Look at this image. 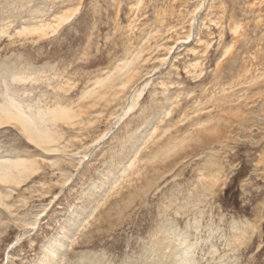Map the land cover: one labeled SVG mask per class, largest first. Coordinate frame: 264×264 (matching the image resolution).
I'll return each mask as SVG.
<instances>
[{
  "label": "rangeland",
  "instance_id": "1",
  "mask_svg": "<svg viewBox=\"0 0 264 264\" xmlns=\"http://www.w3.org/2000/svg\"><path fill=\"white\" fill-rule=\"evenodd\" d=\"M70 13L45 36L15 35L26 23L53 24ZM1 27L0 91L6 81L34 110H85L78 112L80 124L61 127L64 155L29 146L12 126L0 129V156L39 161L38 174L7 200H23L10 210L18 217L0 209V264H38L55 237L63 254L53 264H142L160 226H178L187 232L185 242L197 241L199 264H217L223 255L222 264H264V0H0ZM139 50L130 87L148 86L118 121L129 90L116 101L83 93ZM14 73L30 81L16 84ZM134 157L131 171L140 176L127 169L124 178L121 171ZM59 158L63 166L54 162ZM206 173L213 192L176 214ZM117 178L123 179L111 190ZM194 219L198 233L186 228ZM22 220L35 227L22 228ZM234 226L251 235L237 253L222 247ZM212 246L213 260L206 253Z\"/></svg>",
  "mask_w": 264,
  "mask_h": 264
},
{
  "label": "bare ground",
  "instance_id": "2",
  "mask_svg": "<svg viewBox=\"0 0 264 264\" xmlns=\"http://www.w3.org/2000/svg\"><path fill=\"white\" fill-rule=\"evenodd\" d=\"M200 6L197 7L196 10H199L200 9ZM71 16H72V13H70L69 16L58 17L57 20H55V22L53 24H51V23L46 24V23H40V22L39 23H35V24L26 23L25 25H23L22 27H20V28H18L16 30V34L15 35L22 36V35H32V34H36L37 33L40 36L41 35H44L45 36V33L48 30L55 31L60 26L61 23L69 21L71 19ZM1 28L2 29H0V33L1 34H6V29H5L6 27L5 28L4 27H1ZM233 31H235V29ZM181 37L183 38V36H181ZM189 37L190 36L188 35L186 38H184L182 40H187ZM177 39H179V38H177ZM182 40H181V42H182ZM156 48H162L167 53H170L169 52L170 51L169 48H167L165 46L162 47V45H160V44L157 45ZM140 50L135 55H133V57L131 59L125 60V61H123V63L120 66L115 67L110 74L108 73V75L104 76L103 78L96 80L95 83H94V87H92L91 90H88V91H86V92L83 93L85 98L86 97H89V99L90 98L94 99L96 97L98 100H102L105 97V95L108 94L109 96H111V99H112L111 101H116V100H118V96L121 95V93L123 94L124 91L129 90L130 91L129 96H127V97L125 96L126 99H125L124 103L126 102V104L121 108V113L119 115L115 116V118L118 121H121L125 116H127L129 113H131L134 110V108L138 105V102L140 101V99H142V97L144 95L145 88H147V86H148V83L146 82L142 86H139L137 84L138 86H136V87H132V88L130 87L131 79L134 78L133 76L137 72V68H136L135 65L139 61V58L141 56V51L142 50L141 51ZM226 52H225V54H226ZM129 58H130V56H129ZM151 59H152V57H151ZM156 60L158 62H160V63H164L165 57H162L160 59L157 57ZM144 62H146V60ZM191 67H193V66H191ZM2 70L5 73L7 71L6 68H2ZM19 74H21V73L19 72ZM19 74L18 73H14L13 74L12 81L14 83L17 84V83H22V82L30 81V80H27L29 78H26V77L21 76ZM3 78L5 79V77H3ZM4 85H6L4 91L3 90L0 91V129H5L7 127H11L12 126L13 128H16L17 129V132L19 131V133L22 134V136L25 138V140L27 141V143L29 144V146H33V147L39 149L40 151L44 152L47 155H49V154L50 155H52V154H55V155L56 154L57 155L58 154L59 155L62 154V155H64L66 153L65 150L68 149L66 147H68V146H64V145L61 146V144H60L62 142L61 139L64 138V135L62 136V133H61L62 132L61 131V127L62 126H65V125L71 127L72 125H74V121L75 120L78 122V119L79 118L81 119L82 114H81V116L78 117L79 113H81V111L83 110L81 108V106L79 107L81 109L80 112L77 111L78 110L77 106H75V108H77V109H74V110H76V111H74L72 107L63 106V105H56V106H53V107L49 106V107H44L42 109H41V107L40 108L38 107V108H36L34 110V106L33 105H32L33 109L30 106H25L26 104L23 105L24 103H21L17 99V97L14 96L15 94L10 93L11 89H10V86L7 84L6 81H5V84ZM131 85H132V83H131ZM81 99H83V97ZM87 100H88V98H87ZM107 101H108V99L106 100V102ZM87 119L91 121V118H87ZM76 121H75V123L77 124ZM80 122H78V123L80 124ZM84 124H82V125H84ZM86 124H88V122ZM89 125H90V122L86 126H89ZM171 126H172V124H171ZM73 127H75V126H73ZM211 128L212 127H210V129ZM213 133H215V132H213ZM63 134H64V132H63ZM189 134H191V132ZM184 136L186 138V135H184ZM188 136H190V135H188ZM180 137H183V136H180ZM180 137H178V138H180ZM190 138H192V137H190ZM189 140H191V139H189ZM192 141L193 140H191V142ZM143 142H144V140H143ZM187 142H189V141H187ZM68 143H70V141ZM161 144H160V146H161ZM185 144H186V142L184 143V145ZM166 145L169 148V145L168 144H166ZM166 145H164V146L162 145V147H166ZM171 145L172 144H170V146ZM173 145H175L174 142H173ZM160 146H158V147H160ZM139 147H140V145H139ZM168 151H170V150H168ZM154 152H156V150ZM160 152H162V150H160ZM165 152L166 151L164 150L162 154H164ZM149 154H153V153H149ZM156 154H158V155H156ZM156 154H154V155L157 156L156 157L157 159H159L158 156L162 155L161 153H156ZM154 155H152V157H154ZM164 155H162V157H165V158L168 159V157H166L167 154H164ZM30 156H31V154H30ZM65 156H63V157H65V159H67V157H70L72 155H68L67 154ZM145 157H146V155H145ZM60 158L62 159V157H60ZM60 158L58 160L54 161V162L57 163L58 165L60 163V166H61L62 165L61 164L62 161H59V160H61ZM82 158H84V157H82ZM82 158H80V159L83 160ZM151 158L149 159V161L152 160ZM161 158H160V160L163 161L162 160L163 158L162 159ZM80 159L77 160V161L80 162L81 161ZM157 159L155 161L153 160V162H157ZM209 159H211V158H209ZM168 160H166V162ZM211 160H213V159H211ZM145 161H143V162H145ZM164 161H165V159H164ZM150 162H152V161H150ZM211 162L209 164H211ZM38 163H39V161L37 162L36 160H34L32 158H30V159H27V158H24V157L21 158V157H18V155L17 156H13V157H9V158H6L4 156H0V209H3L5 211V213L9 214L10 216L15 215V217L16 216L18 217L17 214H13L10 210L13 209V207H14V205H16V203H19V202L21 203L23 201V200L22 201H20V200L17 201L16 200L17 201V202L15 201L16 203H10V202H8L9 201L8 199H11L10 198L12 196L11 193L13 192V190L15 191L17 188H19L20 185H23V183H26L27 180H29L32 177H34L36 175V173L38 174V170H39ZM55 163H54V165L51 164L52 169H53V167L55 165H56L55 167L58 168V165L55 164ZM137 163H138V159H136V157H134L132 160H129L128 161V164L126 165V170L124 169L125 168L124 167L123 168L124 170L121 171L122 176H124V178L125 177L128 178L129 177L128 176V173H130L128 171H131L132 169L134 170V168L138 165ZM205 163L207 164L206 161H205ZM124 165H125V163H124ZM48 166L50 167L49 164H48ZM127 169H130V170L127 171ZM138 169L139 168H136L135 171H138ZM202 169H204V168H202ZM209 170L212 171V169H209ZM209 170H208V172H209ZM126 172H128V173H126ZM131 172H133V171H131ZM124 173L127 176H125ZM203 173H205V172H203ZM210 174H212V173H210ZM217 174H215V175H217ZM135 175L140 176V175H138V173L135 174ZM213 175H214V173H213ZM208 177L211 178V175H209V174H207V175L201 174L200 175L199 183L195 186V194H193V195H191L189 197V198H192V199H190V201H188V202L182 203V205L180 207H178L177 211L175 212L176 214H178L181 210L186 209L187 208L186 207L187 205H190L191 204L193 207H196L197 204L201 202V200H200L201 198L205 200V198L207 196H209V195H207V192L208 191L209 192L211 191L210 189H211L212 186L210 185L211 183H209L210 180L208 179ZM59 178H62V177H59ZM64 179H65V177H64ZM122 179L121 178H117L116 181L112 185L110 184V187L111 188L110 187L109 188L111 190H113L115 188V186L118 187L117 186V183L119 182V180H122ZM207 179H208V182H207ZM59 180H61V179H59ZM139 182H140V180H139ZM64 183H66V181ZM59 185H61V183ZM91 185H94V184H91ZM15 187H16V189H15ZM130 188L134 191V189L137 188V186H136V184H135V186H132L131 185V187L126 188V190H129ZM110 189H109V191H110ZM193 189H194V187H193ZM5 190H6V192H5ZM129 191H131V190H129ZM137 191L140 192V189H137ZM137 191H135V193ZM32 192L34 193V191H32ZM212 192H213V189H212V191L210 193H212ZM132 194H131V196H133ZM120 195H122V193ZM127 195H128V193L125 194L124 196H127ZM211 196H214V195H211ZM191 200H192V202H191ZM127 201H128V199H127ZM101 204H103V203H101ZM101 204L99 203L100 206H102ZM15 212H16V210H15ZM3 220L4 219H2V221ZM14 221H19V220H18V218L17 219H14L13 218V222ZM25 221H27V220H25ZM25 221H23L22 224H21V227L22 228L23 227L26 228V227L34 226V223L33 222H25ZM19 223H21V222H19ZM193 223H194L193 224L194 226L191 227L190 225H188L186 228L187 229L189 228V229L195 230V233H198V231H199L198 230L199 222L196 219H194V222ZM78 228H79V225L76 226L74 228V230H77ZM232 229H235V233L233 235H231L232 236L231 238H229V239H227V237L225 238V241H224V244H223L222 247L223 248L224 247L225 248H229L228 250H230L231 253H237L241 248H243L246 245V242L248 240H250V236L251 235L250 236H247L248 234H247V232H245V230L249 231V229H245V230H242L241 229V230H239L240 228L238 229V227H235V226ZM70 230H73V229L71 228ZM186 233L184 231H182V232L180 231L179 232L178 226L173 227L172 229H170L167 226H162V227L160 226V228H159V230H157L155 236L152 234V238L155 239V243H151L152 244V247L150 249L148 248L149 250L146 249L145 251H143L144 252L143 253L144 261L142 262V264H157L156 259L159 260V259H162V258H166L167 261H168V264H199V263H197V262H195L193 260L194 251L196 249L197 241H194L192 243L191 242H189V243L185 242L186 240L187 241H190V240L187 239V234ZM197 235H199V234H196L195 236H197ZM210 235H213V232H210L208 236H210ZM67 239H69V237ZM195 240H197V238ZM48 243H49V245L44 248L46 250V252L43 249L42 259L39 260L40 262L38 264H53L54 262L55 263H59L57 261L60 259V256L63 254V251L61 250L63 248L61 246L62 243L60 242V238H56L55 237L52 241H50ZM171 245H173V246H171ZM63 247H64V245H63ZM165 251H168V252L165 253ZM206 253H207V255H210V258L213 260V256L215 257L217 251H216V248L212 246L210 248V250L208 252H206ZM143 256H141V257H143ZM224 256H226V255H223L222 257L221 256L218 257L217 264H222V261L221 260H222V258Z\"/></svg>",
  "mask_w": 264,
  "mask_h": 264
}]
</instances>
